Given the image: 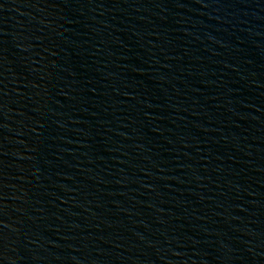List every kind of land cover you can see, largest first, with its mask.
Instances as JSON below:
<instances>
[{"label": "water", "instance_id": "obj_1", "mask_svg": "<svg viewBox=\"0 0 264 264\" xmlns=\"http://www.w3.org/2000/svg\"><path fill=\"white\" fill-rule=\"evenodd\" d=\"M162 111L264 242V0H98Z\"/></svg>", "mask_w": 264, "mask_h": 264}]
</instances>
